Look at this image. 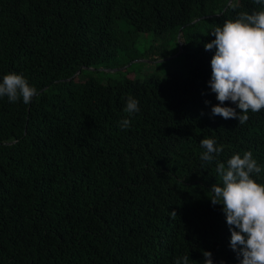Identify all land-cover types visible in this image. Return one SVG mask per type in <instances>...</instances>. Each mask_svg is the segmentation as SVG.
I'll list each match as a JSON object with an SVG mask.
<instances>
[{
  "label": "trees",
  "instance_id": "1",
  "mask_svg": "<svg viewBox=\"0 0 264 264\" xmlns=\"http://www.w3.org/2000/svg\"><path fill=\"white\" fill-rule=\"evenodd\" d=\"M229 1L0 0V82L16 73L37 89L29 104L0 97V264H204V251L240 264L210 190L222 186L216 162L246 151L264 184V109L242 125L211 114L215 49L204 45L264 4ZM149 33L157 58L181 43L164 80L94 75L119 52L125 64L139 57ZM129 96L140 108L131 116ZM203 138L223 146L211 163Z\"/></svg>",
  "mask_w": 264,
  "mask_h": 264
},
{
  "label": "clouds",
  "instance_id": "2",
  "mask_svg": "<svg viewBox=\"0 0 264 264\" xmlns=\"http://www.w3.org/2000/svg\"><path fill=\"white\" fill-rule=\"evenodd\" d=\"M253 2L264 4V0ZM229 7L236 5L229 3ZM210 34L215 39L204 48L215 49V53L210 61L208 85L219 102L212 106L211 114L226 120L238 119L242 125L249 119V111L257 113L264 109V11L241 12L235 20H226ZM36 95L37 89L22 75L9 73L0 82V97L7 96L10 102L22 98L24 104H29ZM225 102L236 107L224 106ZM124 111L129 116L138 113L139 101L129 96ZM120 126L127 129L130 120L120 121ZM200 145L204 149L201 160L207 163L223 151V146L217 147L212 138L201 139ZM261 171L251 151L244 152L243 156L234 154L226 164L216 162L222 186L212 185L210 200L213 206L222 205L231 232L230 247L242 256L240 264H264V184L252 178ZM171 215L177 216L175 211ZM203 256L204 264H213L210 251H204ZM188 259V256L177 258L175 264H188Z\"/></svg>",
  "mask_w": 264,
  "mask_h": 264
},
{
  "label": "rangeland",
  "instance_id": "3",
  "mask_svg": "<svg viewBox=\"0 0 264 264\" xmlns=\"http://www.w3.org/2000/svg\"><path fill=\"white\" fill-rule=\"evenodd\" d=\"M124 28L127 29V27ZM157 43L153 34L149 33L146 37H139L134 44V49L140 54L139 57L125 64L128 57L125 53L119 52L115 65L99 67V70L103 71L94 73V75L104 80H119L123 77L144 79L147 76H155L164 80L169 71L178 69L181 65L180 43L170 42L167 49L171 55L164 58H157L156 55L150 53V49ZM176 43H178V51L174 52Z\"/></svg>",
  "mask_w": 264,
  "mask_h": 264
},
{
  "label": "water",
  "instance_id": "4",
  "mask_svg": "<svg viewBox=\"0 0 264 264\" xmlns=\"http://www.w3.org/2000/svg\"><path fill=\"white\" fill-rule=\"evenodd\" d=\"M229 2H231V0L229 1ZM197 20H199V18L198 19H195V20H193L192 22H195V21H197ZM180 48H181V43H180ZM84 68H86V67H84ZM89 68V67H88ZM80 70H81V68L77 71V73H79L80 72ZM111 70V69H110Z\"/></svg>",
  "mask_w": 264,
  "mask_h": 264
}]
</instances>
